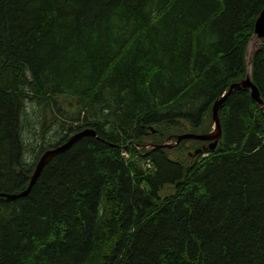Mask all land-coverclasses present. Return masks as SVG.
<instances>
[{
    "label": "trees",
    "instance_id": "1",
    "mask_svg": "<svg viewBox=\"0 0 264 264\" xmlns=\"http://www.w3.org/2000/svg\"><path fill=\"white\" fill-rule=\"evenodd\" d=\"M263 7L0 0V193L23 191L77 131L98 136L52 158L26 197H0V264H264V109L249 91L221 104L213 151L149 147L208 132L248 75ZM249 76L264 105V39Z\"/></svg>",
    "mask_w": 264,
    "mask_h": 264
},
{
    "label": "water",
    "instance_id": "2",
    "mask_svg": "<svg viewBox=\"0 0 264 264\" xmlns=\"http://www.w3.org/2000/svg\"><path fill=\"white\" fill-rule=\"evenodd\" d=\"M253 33H254V37H256L258 41L264 39V7L255 20ZM235 89L248 90L252 101L256 102L261 107V109H264V105H263L262 100L259 97L258 90L256 86L251 82L249 75H247L242 81L232 84L229 87L228 91L224 95H222L219 99H217L212 105L211 107V123H212L211 131L204 133V134L185 133L181 135H173V136L168 137L161 145L150 146V149H160V148L170 149L174 146H177L182 141L190 140V141H198V142L207 143L206 147L203 146L200 149L195 150L193 155L201 154L203 151L205 152L213 151L216 148L217 143L221 138V127H220L219 118H218L219 108L221 104L224 102V100L226 99L227 95ZM85 137H93V138L98 139V136L95 130L92 128H86V129L77 131L76 133L68 137L67 140L63 144L55 148L46 150L45 152L42 153V155L39 157V159L37 160L35 164L33 173L31 174L29 178L26 188L21 193L19 194L0 193V197L4 198L8 202L15 201L19 198L26 197L31 187L35 184L38 177L40 176L45 165L52 158L69 150L77 141ZM171 141H174V142L170 143Z\"/></svg>",
    "mask_w": 264,
    "mask_h": 264
},
{
    "label": "rangeland",
    "instance_id": "3",
    "mask_svg": "<svg viewBox=\"0 0 264 264\" xmlns=\"http://www.w3.org/2000/svg\"><path fill=\"white\" fill-rule=\"evenodd\" d=\"M258 44H259V41L256 39V37H253L252 38V40L250 41V43H249V45H248V48H247V50H246V65H247V72H248V75H249V72H250V60H251V55H252V53H253V51L256 49V47L258 46ZM30 113H29V115H30V121L31 122H33L34 120H35V116H37L36 114H34V113H31V111H29ZM35 127H36V129H37V131L36 132H39L40 133V130H41V127H40V125L39 124H36L35 125ZM211 123H210V126H209V130H208V132L209 131H211ZM50 129V128H49ZM48 129V130H49ZM52 131H53V129L51 128V130H49V131H47V135L45 136V138L46 139H48V138H51V136L53 135L52 134ZM176 132H173L172 134H170V135H172L173 136V134L174 135H178V134H175ZM207 133V132H206ZM202 134H204V133H202ZM26 137H27V139H29V140H32L33 141V134H31V130L29 131V133H27L26 132ZM179 135H181V134H179ZM169 136V135H168ZM36 138V141H37V143L38 142H40V136H37V134H36V136H35ZM57 138V137H56ZM55 138V139H56ZM174 141H171L170 143H173ZM187 145V144H186ZM150 147V146H149ZM175 147V146H174ZM174 147H172V148H170V149H167V148H165V149H167V153H168V155L169 156H173V157H175V154H177V151L176 150H174ZM149 149V148H148ZM200 149V148H199ZM194 153V152H193ZM180 154L181 155H184V154H182L181 152H180ZM179 153H178V157H179V155H180ZM28 159L30 160V159H32L31 157H30V155L28 156ZM171 192V189H169V188H167V187H165V190H163L161 193H160V195H166V194H169Z\"/></svg>",
    "mask_w": 264,
    "mask_h": 264
},
{
    "label": "bare ground",
    "instance_id": "4",
    "mask_svg": "<svg viewBox=\"0 0 264 264\" xmlns=\"http://www.w3.org/2000/svg\"><path fill=\"white\" fill-rule=\"evenodd\" d=\"M250 77V76H249ZM252 82V81H251ZM248 91V90H247ZM250 94V93H249ZM251 98V97H250ZM252 100V99H251ZM256 103V102H255ZM22 192V191H21ZM21 192H19V193H21ZM19 193H14V194H19ZM20 199V198H19Z\"/></svg>",
    "mask_w": 264,
    "mask_h": 264
}]
</instances>
